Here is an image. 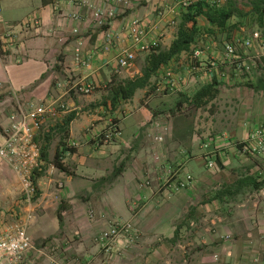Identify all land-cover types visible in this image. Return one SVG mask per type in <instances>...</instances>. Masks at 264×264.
<instances>
[{
  "label": "crops",
  "instance_id": "0c3cea01",
  "mask_svg": "<svg viewBox=\"0 0 264 264\" xmlns=\"http://www.w3.org/2000/svg\"><path fill=\"white\" fill-rule=\"evenodd\" d=\"M127 1L128 4L125 6L113 5L116 16L109 19L107 25L102 28L93 19L97 7L112 6L105 0H0V140L3 129L10 122L15 95L22 101L49 102L60 98L68 105L67 109H58L55 115L49 116L37 134L36 141L40 147L45 145L47 147V158L43 159L47 167L44 171L37 172L39 176L36 174L37 196L31 202H27L21 196L17 176L0 159V233L30 215L27 230L33 247L25 256L26 263L50 264L47 253L53 247V243L56 240L60 243L62 240L60 245L62 246L71 232L72 234L80 232L89 237L90 243L86 247L83 245L86 240L83 239L74 250L80 255V259L76 260L78 263L90 262V258L94 257L90 256L94 253V248L89 234L99 230L101 224L105 225L109 221L117 220L120 217L117 216L118 213L127 217L129 213L125 209L127 197L138 192L139 182L136 181V177L139 179L142 173L133 170L131 164L140 161L145 172L146 160L142 154L133 157L134 153H131L130 166L124 165L123 171L108 184L103 200L101 191L104 187L98 184L96 179L106 176V173L113 169V160L119 161V165L128 161L120 157L121 150L141 142L143 137L140 132L143 131V126L148 122L152 125L155 119H158L152 111L156 97L153 91L148 93L147 85L136 89L131 98L121 101L112 111L107 109L105 103L102 104L101 98L105 94L106 84L111 79L133 78L140 75L145 56L153 50L150 46L145 51L137 52L135 60L127 68L117 67V55L130 45L129 29L132 26L141 27L144 30L146 44L151 45V42L155 41L160 48H168L176 35L183 7L178 4L179 0ZM167 7H172V10L166 11ZM235 21L234 18L229 20L232 23ZM199 23L205 25L206 21L200 18ZM244 29L247 33L245 34L248 35V28L245 26H240V31L236 30L234 34L243 37L245 35H241V32ZM108 33L112 36L109 44L105 40V35ZM254 49L256 54L262 53L264 60L262 49L258 45ZM184 54L181 53L172 60L166 69L177 66ZM83 56L88 58V66L77 63V58ZM200 70L196 71V74H190L189 84H185V81L182 84L184 89L187 85L191 87V91H188V93L192 92L190 94L208 82L212 73L216 72L215 69ZM163 72L160 71L158 74L161 83L164 78ZM253 78L255 77H251L252 81L255 80ZM82 79L91 81L95 85L91 93L71 92L70 95H64L63 87L58 86V83H74ZM227 84H231V79ZM259 91L264 94V89ZM146 93H148L146 101L141 103V98ZM124 109H127L126 114L121 116V111L123 113ZM69 115L73 117L68 124L67 136L53 137V130L58 128ZM111 118H114L118 131L112 140L99 143L97 137L106 130ZM231 135L241 136L242 133L235 130ZM62 147H64L62 162L68 172L60 170L52 163L54 154ZM106 152L109 156L105 155ZM257 159L264 161V157ZM103 161H108L111 170L107 166H101ZM199 161L203 165L201 158H192L186 164V168L193 173L194 178H198L202 172L198 169ZM12 178L16 179V193L12 187ZM198 184L199 181L195 179L184 192L187 194L188 190L198 187ZM144 190L145 203L139 211L140 216L133 219L145 233L142 249L149 246L148 244L159 235L173 236L174 221L180 215L178 205L171 207L161 204L154 194H150L145 188ZM89 195L92 197L90 198ZM59 203L67 206L65 217L62 218L61 215L57 217L59 225L64 224V237H51L40 246L43 243V239L39 240L44 233L42 227L47 231L48 221H51L52 226L58 225L53 209L54 205ZM86 205H90L97 216L93 217L92 223L87 220ZM257 206L259 207L256 204L251 205L252 210L258 211L254 216L259 220L260 227L263 226L259 228L261 231L264 229V214ZM102 209L110 211L103 210L105 217L100 218ZM168 209H172L171 216L164 214ZM247 228L233 244L234 254L231 264H242L238 258L239 252L247 242L246 237L258 241L259 233L252 230L254 227L249 224ZM159 245L160 243L153 246L159 247ZM69 249L64 247V250ZM74 250L67 251V256H59V260L61 257L65 258L61 259L62 264H78L73 262L77 258ZM156 253L158 258L160 253L165 254L160 249H157ZM120 259L116 261L113 258L110 264H130L127 260L121 262Z\"/></svg>",
  "mask_w": 264,
  "mask_h": 264
},
{
  "label": "rangeland",
  "instance_id": "374dc122",
  "mask_svg": "<svg viewBox=\"0 0 264 264\" xmlns=\"http://www.w3.org/2000/svg\"><path fill=\"white\" fill-rule=\"evenodd\" d=\"M237 1L243 11H248L253 0ZM93 21L95 22V18ZM244 26L248 28L247 32L249 33L253 29H258L253 23L249 25L243 22L242 27ZM243 31L241 35H246L245 29ZM223 41L222 35L210 37L202 33L198 35V40L193 47H201V45L210 43L215 45V49H221V42ZM254 52L252 51L253 54ZM190 54L185 53L177 66L171 68L174 78L179 82L177 89L164 88L160 82L161 79L156 76L151 77L147 89L148 93L153 91L156 97V103L153 102L152 104L154 105L152 111L158 119H155L154 125L148 122L143 126V131L140 132L141 137H143L141 142L121 150L122 156L120 157L128 161L119 165V161L113 160L114 167L112 170L108 161L101 163L102 167L107 166L111 170L106 173V176L96 179L98 184L104 187L101 191L103 200L108 184L112 183L115 176L123 171L124 165L130 166L131 153H134L133 157L142 154L146 160L144 162L145 172L140 161L131 164L133 170H137L142 175L139 179L136 177V181L139 182L138 192L127 197L125 209L129 212L127 213L128 216L124 217L118 213L117 216L120 217L117 220L109 221L105 225L101 224L99 230L89 234L94 248V253L90 254L94 257L90 258V262L78 263L76 260L80 255H77L76 250H74L80 241L83 242V239L86 240L83 243L86 247L90 243L89 237L80 232L73 234L71 232L62 246H60L62 240L60 243L56 240L53 247H50L51 250L47 253L50 264H53V260L57 264H62V260L65 258L61 257L63 259L59 260V256H67L66 252L73 250L77 256L73 262L78 264H110V260L113 258L117 261L121 257V262H124L125 259L130 264H231L234 254L233 244L236 238L242 236L248 229L247 225L249 224L254 227L252 230L259 233L257 235L258 241L246 237L245 241L247 240V242L239 252L238 260L242 264H264V229L259 230L263 226L260 227V222L255 217L254 213L258 211L252 210L251 207V205H259L257 207L264 214V186L259 189L246 186L239 193H226L229 189L227 186L241 177L249 175L261 177L264 175V161L257 159L264 157V152L257 153L251 150L248 152V150L243 151L241 148V145L248 141L253 128L264 123V94L250 86L251 83L257 85L256 79L264 75L263 57L260 56V53L259 55L254 54V59L258 64L253 67L250 73L234 74L233 65H230L229 62L217 66L216 73L223 71L232 76L231 84H227V82L220 84L217 96L203 107L195 108L184 102L181 108H177L175 103L177 99H180L178 93L191 91V87L187 85V88L184 89L182 84L184 81L185 84H189L191 75L198 71L195 69L196 63L191 60ZM216 56L219 57V55ZM206 62H210V59ZM252 76L255 77L253 81ZM109 87L108 82L104 88L105 94L101 98L102 104L106 103V106L109 96H111ZM148 93L141 98V103H145ZM126 111L127 109H124L123 113L121 111V116L126 114ZM105 129L97 137L99 143L112 140L117 133L118 126L114 118L110 119V123ZM235 130L241 131L242 135H231V132ZM62 132L58 126L53 130L52 135H54L53 137L56 135L61 137L63 136ZM157 135H161L162 139L156 140L155 136ZM141 143L142 145H140ZM142 148L145 153L142 152ZM105 155H108L107 152ZM206 155L214 158L215 167L210 169L205 165ZM192 158H201L203 161V165L201 161L199 163L194 162L202 171L198 178H194L193 173L186 168V164ZM45 167L47 165L43 163L39 172L44 171ZM39 175L38 173L37 176ZM187 175H190L189 179L186 178ZM195 179L200 184L198 187L188 190L186 194L185 189H188ZM12 184L14 193H16V179L12 178ZM144 188L149 190L150 194H154L161 204L171 205V207L178 205L180 215L174 221L173 236L163 237L159 235L148 244L149 246L142 249L141 245L145 233L135 224L133 219L140 216L139 211L145 203ZM89 196L92 197V195ZM86 207L87 220L92 223L93 217L97 216L90 205H86ZM66 208L67 206L61 203L54 205L53 214L56 219L58 215H61L62 218L65 217ZM103 210L105 212L110 211L102 209L100 218L105 217ZM171 212L172 209H168L164 214L171 216ZM101 222L103 223V221ZM47 227L48 232L42 227L44 233L39 237V240L43 239V243L40 246L44 245V242L51 237H64V224L59 225L58 222V225L52 226L51 221H48ZM158 243H160L159 247L153 246ZM64 247L70 249L64 250ZM157 249L165 254L160 253L158 258Z\"/></svg>",
  "mask_w": 264,
  "mask_h": 264
},
{
  "label": "built area",
  "instance_id": "2783aa9c",
  "mask_svg": "<svg viewBox=\"0 0 264 264\" xmlns=\"http://www.w3.org/2000/svg\"><path fill=\"white\" fill-rule=\"evenodd\" d=\"M105 1L111 3L112 6L108 8L99 6L95 9L94 18L99 26L107 24L109 19L116 16L113 5L125 6L128 4L127 0ZM191 1L179 0L178 4L184 7ZM171 10L172 7H167L166 9V11ZM128 36L130 45L122 49L117 55V67L120 69L129 67L135 60L137 52L145 51L150 46L153 48L157 46L155 41L151 42V45L146 44L144 41V30L141 27L132 26L129 29ZM111 39V34L105 35V40L108 44L112 41ZM257 45L264 54V34L259 28L253 29L248 35L243 37L234 36L231 40L223 42L221 49H215V45L210 43L201 45V47H193L190 58L196 63L195 69L197 70L208 71L215 69L217 71V66L231 62L234 64V74L251 72L253 67L258 64L254 59V56L258 54L256 52H254L255 55L252 53ZM216 55H219V57ZM209 59L210 62H206ZM76 61L80 65L88 66L87 57H78ZM217 74L223 83L232 79L231 75L229 76L223 71L217 72ZM163 76L162 87L169 90L177 89L179 82L174 78L170 68L164 70ZM58 86L63 87L64 95H68L71 92L89 94L95 88L91 81L84 79L74 83H58ZM67 108L68 105L65 100L60 98L47 102L22 101L16 95L14 97L10 122L3 129L2 139L0 140V159L9 165L15 176H17L21 196L27 202H31L36 196L37 185L35 178L44 163L41 156V147L36 141L37 134L49 116L55 115L58 109L65 110ZM248 138V141L241 145L243 151L264 152V123L258 127L255 126ZM155 139L161 140L162 136L157 135ZM72 144L74 145L75 143ZM205 158V165L208 168L215 167L214 158H211L210 155H206ZM186 178L189 179L190 175H187ZM29 218L30 215H28L27 219L15 222L7 230L0 233V264H30L26 263L25 260L26 254L33 247L27 230ZM53 264H57V262L53 260Z\"/></svg>",
  "mask_w": 264,
  "mask_h": 264
},
{
  "label": "trees",
  "instance_id": "16d2710c",
  "mask_svg": "<svg viewBox=\"0 0 264 264\" xmlns=\"http://www.w3.org/2000/svg\"><path fill=\"white\" fill-rule=\"evenodd\" d=\"M200 18L206 21L205 25H200ZM231 18H235L236 21L229 22ZM243 22L249 25L256 24L257 28H261L264 33V0H253L248 11H243L237 0H224L222 2L218 0H192L191 3L182 8L176 35L168 48L164 49L159 46L153 48L144 58L140 75L125 79L113 78L109 81L111 96H109L107 107L114 109L121 101L131 98L136 89L149 85L152 76L158 78L159 72H163L169 66V63L179 57L181 53H191L199 34L205 33L206 36L210 37L222 35L223 42L229 41L234 37V32L243 25ZM229 64L233 65V68H231L234 69V64L231 62ZM257 83V85L251 83L250 86H253L255 90L264 89V75L257 79ZM220 84H223V81L214 72L209 81L193 94L178 93L180 99H177L175 106L181 108L183 103L187 102L195 108L203 107L217 96ZM72 117L73 115H69L63 123L59 124L60 130L63 131L61 137L67 136L68 124ZM46 148V145L41 148L43 159L47 158ZM63 150L64 147L56 151L52 163L60 170L68 172L66 165L62 162ZM246 186H251L254 189L264 186V175L261 177L250 175L241 177L227 186L229 189L226 193H239Z\"/></svg>",
  "mask_w": 264,
  "mask_h": 264
}]
</instances>
